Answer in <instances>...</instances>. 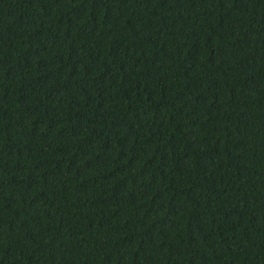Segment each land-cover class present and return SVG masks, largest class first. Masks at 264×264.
Instances as JSON below:
<instances>
[{"label":"trees","instance_id":"1","mask_svg":"<svg viewBox=\"0 0 264 264\" xmlns=\"http://www.w3.org/2000/svg\"><path fill=\"white\" fill-rule=\"evenodd\" d=\"M0 264H264V0H0Z\"/></svg>","mask_w":264,"mask_h":264}]
</instances>
